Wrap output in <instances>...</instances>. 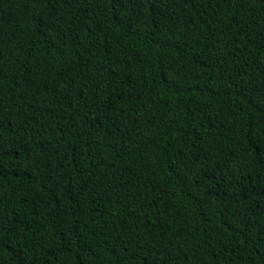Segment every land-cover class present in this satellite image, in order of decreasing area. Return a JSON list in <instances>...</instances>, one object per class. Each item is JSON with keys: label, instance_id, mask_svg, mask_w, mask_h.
<instances>
[{"label": "trees", "instance_id": "trees-1", "mask_svg": "<svg viewBox=\"0 0 264 264\" xmlns=\"http://www.w3.org/2000/svg\"><path fill=\"white\" fill-rule=\"evenodd\" d=\"M0 264H264V0H0Z\"/></svg>", "mask_w": 264, "mask_h": 264}]
</instances>
